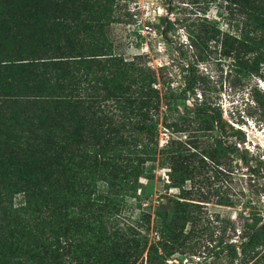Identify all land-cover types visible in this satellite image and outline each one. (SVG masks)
I'll return each instance as SVG.
<instances>
[{"label": "rangeland", "instance_id": "obj_1", "mask_svg": "<svg viewBox=\"0 0 264 264\" xmlns=\"http://www.w3.org/2000/svg\"><path fill=\"white\" fill-rule=\"evenodd\" d=\"M107 4L113 13L106 25L113 54L138 68L143 105L138 101L135 114L121 111L108 98L99 105L114 122L116 133L109 137L136 144L126 147L131 152H124L121 163L128 167L120 166L118 177L97 173L93 179L91 197L97 204L108 190L120 199L112 214L118 222L110 218L106 228L123 223L139 234L128 235L130 241L124 243L113 242L115 256L106 260L264 264L263 238L244 251L236 247L230 257L219 255L239 240L244 223L264 222V62L255 61L253 52L241 44L254 35L243 0H109ZM211 25L215 34L209 33ZM163 27L165 38L160 34ZM188 72L191 88L184 91ZM193 107L212 112L216 123L195 116ZM94 109H77L70 119L74 126L80 118L87 125L82 132L84 148L82 143L72 144L77 155L108 154L95 144L101 134L108 136L96 115L91 116ZM133 120L137 124L131 125ZM225 144L236 149L228 153L222 148ZM121 148L122 144L115 147ZM119 179L128 185L121 192L111 184ZM17 199L15 195L12 203ZM163 213L172 217L167 226L175 237L162 247L156 241ZM57 253L66 256L64 249ZM148 256L155 259L150 262ZM46 262L44 256L28 264Z\"/></svg>", "mask_w": 264, "mask_h": 264}, {"label": "trees", "instance_id": "obj_2", "mask_svg": "<svg viewBox=\"0 0 264 264\" xmlns=\"http://www.w3.org/2000/svg\"><path fill=\"white\" fill-rule=\"evenodd\" d=\"M243 2L254 35L241 44L253 52L255 61L264 62V0ZM107 3L0 0V264H28L44 256V264L57 258L61 259L57 264H115L116 260H106L115 256L112 243L130 241L128 235L138 234L123 223L113 230L106 228L120 201L109 188L102 204L91 197L95 174L118 177L119 167H128L121 163L124 152H131L126 147H136L122 137H109L116 133L114 122L100 109V102L111 99L121 111L132 114L138 101L143 105L138 68L113 54L106 32L113 13ZM159 20L164 22L165 17ZM209 31L217 30L211 25ZM160 34L165 35V27ZM220 42L223 47L224 41ZM130 85L136 90H130ZM189 88L188 72L183 90ZM88 106L95 107L91 116L96 115L108 136L101 134L95 142L107 156L71 151L74 143L84 148L82 132L87 125L80 118L74 126L70 119L77 109ZM190 111L216 123L210 111L198 107ZM118 144L124 147L121 151L115 149ZM222 148L228 153L236 149L230 144ZM111 184L120 192L128 186L121 179ZM159 218L156 244L163 247L175 235L167 226L172 217L163 213ZM113 222L118 221L113 218ZM242 231L239 240L219 255L230 257L236 247L244 251L264 239V222L244 223ZM58 249H64L66 256H57Z\"/></svg>", "mask_w": 264, "mask_h": 264}]
</instances>
